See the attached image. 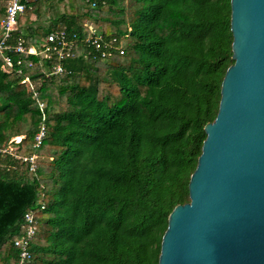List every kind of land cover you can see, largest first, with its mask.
<instances>
[{"label":"trees","instance_id":"1","mask_svg":"<svg viewBox=\"0 0 264 264\" xmlns=\"http://www.w3.org/2000/svg\"><path fill=\"white\" fill-rule=\"evenodd\" d=\"M60 1H31L14 37L75 34L68 73L47 75L26 58L21 74H6L0 59V148L17 156L0 155V264L17 263L27 212L37 221L28 264H158L233 64L230 0H79L76 10L66 0L59 12ZM5 9L0 0V20ZM34 11H52L46 26H32ZM90 32L117 38L124 54L87 55ZM39 102L46 137L35 148Z\"/></svg>","mask_w":264,"mask_h":264},{"label":"water","instance_id":"2","mask_svg":"<svg viewBox=\"0 0 264 264\" xmlns=\"http://www.w3.org/2000/svg\"><path fill=\"white\" fill-rule=\"evenodd\" d=\"M230 31L233 64L158 264H264V0H230Z\"/></svg>","mask_w":264,"mask_h":264},{"label":"built area","instance_id":"3","mask_svg":"<svg viewBox=\"0 0 264 264\" xmlns=\"http://www.w3.org/2000/svg\"><path fill=\"white\" fill-rule=\"evenodd\" d=\"M6 9L5 16L0 20V59L1 70L6 74H21L22 65L26 58H36L40 65L45 64L47 75H61L68 73L64 63L73 57L76 48L77 36L69 34L65 29H54L49 31L43 37L38 38V42L28 45L23 37H14L15 31L18 30L19 16L23 14L25 8L31 1L46 2L48 0H5ZM84 46L87 49V55L96 57L100 60H108L115 55H123L124 49L119 44L118 39H104L96 32H90L84 39ZM34 62L29 60L28 67H33ZM21 84L27 85L32 92V97H38L36 85L25 76L20 81ZM41 114V122L39 129L34 137V147L38 148L46 137L45 126V108L44 102L38 103ZM21 139V137H20ZM20 139H12L11 142L17 143ZM14 146L8 145L0 148L1 154H9L17 158L14 154ZM36 156L29 157L31 170H34V160ZM23 233L19 238L13 241L14 246L18 250V261L16 264H28L30 256V241L34 237L37 229V221L33 212H27L23 218Z\"/></svg>","mask_w":264,"mask_h":264},{"label":"rangeland","instance_id":"4","mask_svg":"<svg viewBox=\"0 0 264 264\" xmlns=\"http://www.w3.org/2000/svg\"><path fill=\"white\" fill-rule=\"evenodd\" d=\"M66 2H67L66 0H62V1L59 2L58 6H57V10L59 12H63L65 10V6L67 5ZM72 6H73V9L76 10V8L79 7V0H74V2L72 3ZM51 14H52V11H48V13H47V15L45 17H41L42 21L40 19L38 20V23L40 24L42 22H45L44 18L47 19L48 18L47 16H49Z\"/></svg>","mask_w":264,"mask_h":264},{"label":"crops","instance_id":"5","mask_svg":"<svg viewBox=\"0 0 264 264\" xmlns=\"http://www.w3.org/2000/svg\"><path fill=\"white\" fill-rule=\"evenodd\" d=\"M22 17V16H21ZM47 17H49V16H47ZM41 20L42 21V18H41V16H39V11H34L30 16H29V21H34L33 23H31L32 24V26H34V27H36V26H39V25H42V26H46L47 24H48V22L47 21H45V22H42V23H38V20ZM20 21L21 20H18V30H19V24H20ZM25 27H27V26H25ZM16 138H18V139H20V137H16ZM13 139H15V138H13Z\"/></svg>","mask_w":264,"mask_h":264}]
</instances>
